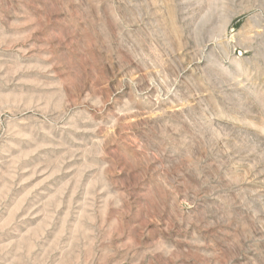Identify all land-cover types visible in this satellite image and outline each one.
<instances>
[{
	"label": "rangeland",
	"instance_id": "rangeland-1",
	"mask_svg": "<svg viewBox=\"0 0 264 264\" xmlns=\"http://www.w3.org/2000/svg\"><path fill=\"white\" fill-rule=\"evenodd\" d=\"M0 264H264V0H0Z\"/></svg>",
	"mask_w": 264,
	"mask_h": 264
}]
</instances>
